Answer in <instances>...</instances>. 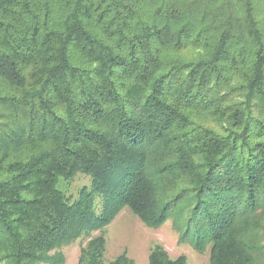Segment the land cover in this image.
Segmentation results:
<instances>
[{"label": "trees", "instance_id": "16d2710c", "mask_svg": "<svg viewBox=\"0 0 264 264\" xmlns=\"http://www.w3.org/2000/svg\"><path fill=\"white\" fill-rule=\"evenodd\" d=\"M124 208L264 264V0H0V261L101 232L78 264H134L104 260Z\"/></svg>", "mask_w": 264, "mask_h": 264}, {"label": "rangeland", "instance_id": "374dc122", "mask_svg": "<svg viewBox=\"0 0 264 264\" xmlns=\"http://www.w3.org/2000/svg\"><path fill=\"white\" fill-rule=\"evenodd\" d=\"M90 185L91 179L85 175H79L71 183L60 182V188L73 199H77L83 187H90ZM100 235L101 232H95L65 245L58 251L64 255V264H78L81 249L87 246L90 239ZM104 236L106 240L104 260L106 263H110L126 253L134 264H149L151 251L156 246H160L171 259L184 256L187 264H210L209 250L199 253L191 245L180 242L179 232L172 219L159 228H150L129 208H124L105 229ZM0 264L6 263L0 261Z\"/></svg>", "mask_w": 264, "mask_h": 264}]
</instances>
